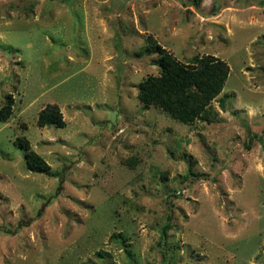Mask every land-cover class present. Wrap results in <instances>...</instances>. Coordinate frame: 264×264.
I'll use <instances>...</instances> for the list:
<instances>
[{
  "label": "rangeland",
  "instance_id": "obj_1",
  "mask_svg": "<svg viewBox=\"0 0 264 264\" xmlns=\"http://www.w3.org/2000/svg\"><path fill=\"white\" fill-rule=\"evenodd\" d=\"M148 37L226 62L203 119L138 101ZM7 96L0 264H264V0H0ZM47 104L64 126H37Z\"/></svg>",
  "mask_w": 264,
  "mask_h": 264
},
{
  "label": "trees",
  "instance_id": "obj_2",
  "mask_svg": "<svg viewBox=\"0 0 264 264\" xmlns=\"http://www.w3.org/2000/svg\"><path fill=\"white\" fill-rule=\"evenodd\" d=\"M148 51H154L158 75H148L138 83L137 98L144 106H153L182 123L203 119L210 109L212 99L221 91L229 68L225 61L211 55H195L190 62L177 60L156 41L146 39ZM223 99L221 101V105ZM13 100L7 96L0 106V121H6L12 113ZM39 127L65 125L56 105L47 104L36 119ZM14 143L24 151L27 168L32 172H46L48 164L30 148L25 137H16Z\"/></svg>",
  "mask_w": 264,
  "mask_h": 264
}]
</instances>
